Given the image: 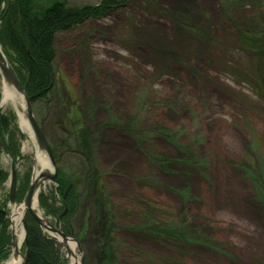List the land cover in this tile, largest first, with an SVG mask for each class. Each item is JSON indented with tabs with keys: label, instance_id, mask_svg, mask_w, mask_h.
<instances>
[{
	"label": "rangeland",
	"instance_id": "rangeland-1",
	"mask_svg": "<svg viewBox=\"0 0 264 264\" xmlns=\"http://www.w3.org/2000/svg\"><path fill=\"white\" fill-rule=\"evenodd\" d=\"M58 1L79 8L103 0ZM259 24L264 0H128L57 35L54 92L35 118L58 171L100 183V209L83 197V180L78 186L69 237L80 261L98 264L109 240L115 264H264V43L251 52L240 36ZM2 80L0 114L13 117L20 152L15 162L0 158V209L12 221L15 208L25 209L40 147L15 106L2 104ZM83 133L90 161L76 149L74 135ZM13 165L17 190L26 191L11 203ZM57 187L45 181L34 201L53 226L39 198L61 208ZM149 227L176 230L165 239ZM19 251L23 258L24 242ZM15 258L11 248L0 263Z\"/></svg>",
	"mask_w": 264,
	"mask_h": 264
},
{
	"label": "trees",
	"instance_id": "trees-1",
	"mask_svg": "<svg viewBox=\"0 0 264 264\" xmlns=\"http://www.w3.org/2000/svg\"><path fill=\"white\" fill-rule=\"evenodd\" d=\"M128 0H103L96 6L70 7L58 0H0V45L4 54L12 63L26 96L30 100L34 114L41 103L48 101L54 92L55 76L54 62L57 57L55 40L60 33H69L84 26L90 21L106 18L111 12L122 8ZM244 47L251 52H263L264 25L259 24L257 28L252 27L240 34ZM42 127V126H41ZM43 129V128H42ZM11 116L0 114V139L3 147H0V158L3 153L8 154L15 160L19 157V139ZM45 133V131H44ZM46 135V133H45ZM76 149L89 161L90 140L85 133L76 134ZM52 149V148H51ZM52 154L57 160L54 149ZM79 175V174H78ZM77 175H75L76 177ZM75 177L64 176L59 170L55 183L57 191L62 198V207L54 204H46L45 196H40L41 207L47 217L55 218L60 222L61 230L67 236H72L71 219L75 215L80 203L78 186L85 183L84 195L92 196L99 209L104 207L103 194L100 183L93 180L94 176L85 173L77 176L79 181L73 183ZM7 175L0 167V187L6 182ZM78 183V184H77ZM28 186V178L26 180ZM69 193L65 196L66 191ZM26 188L17 190L16 201L21 202L25 196ZM79 199V201H78ZM24 229L26 241L24 244V255L26 264H61L63 258L59 245L51 237L47 236L40 224L28 213L24 218ZM10 221L8 213L0 209V261L9 255L11 246V234L8 228ZM154 235L167 238L172 231L164 228H146ZM79 241V240H78ZM80 242V241H79ZM81 243V242H80ZM106 256L98 264H115L112 257V242L107 240ZM84 264H90L85 261Z\"/></svg>",
	"mask_w": 264,
	"mask_h": 264
},
{
	"label": "water",
	"instance_id": "water-1",
	"mask_svg": "<svg viewBox=\"0 0 264 264\" xmlns=\"http://www.w3.org/2000/svg\"><path fill=\"white\" fill-rule=\"evenodd\" d=\"M6 2H7V7H8L9 6V0H6ZM0 74H1L2 78H4L7 82L11 83L14 86L16 92H18L24 96L26 115H27L30 131L33 133L40 149L45 151V153L48 155V158H49L50 163L52 165L53 174L41 173L40 174V180H42V181H54L57 178L58 170L56 167L55 159H54L53 154L51 152L50 145L46 139V136H45L41 126L39 125V123L35 119L32 104H31L30 100L28 99V97L26 96L24 87L20 83L19 78L16 75L13 68L8 64L1 48H0ZM0 147H3L1 140H0ZM38 189H39V184L35 183L34 177H33L31 185H30L28 193H27V196L25 198V202H24L25 211H26L25 213L26 214L29 213L40 224L41 228L44 229L45 231L49 232L55 240H58V237H61L64 242H67L69 240V238L61 231L58 222H56L55 226L51 225L48 222H47V225H44L41 222L38 214L34 211L33 204H34V200L36 198ZM69 190H70V188L66 192V195L69 192ZM15 194H16V170H15V167H13L12 188H11V198H10L11 202H15ZM12 244H13V248L15 251V256L17 257L19 255V248L17 245V240H16V236H15L14 232L12 233ZM22 264H26V258L25 257H23ZM80 264H84L83 258L81 259Z\"/></svg>",
	"mask_w": 264,
	"mask_h": 264
},
{
	"label": "bare ground",
	"instance_id": "bare-ground-1",
	"mask_svg": "<svg viewBox=\"0 0 264 264\" xmlns=\"http://www.w3.org/2000/svg\"><path fill=\"white\" fill-rule=\"evenodd\" d=\"M8 103H11L15 106L19 120H20V126L23 130L27 129L30 131L28 119L26 115V107H25V100L24 96L18 92H16L14 86L7 82L4 78L2 80V104L6 105ZM48 155L45 153V151H42L40 148H38L36 155H35V162H36V168H35V174H34V181L35 183L39 184V187L45 183V181L40 180V174L44 171H50L52 166L49 163ZM23 210L15 208L14 214L12 217V225L14 233L17 236V245L18 248L21 247L22 243L24 242L25 238V231L22 227V219H23ZM34 210H37L34 206ZM38 216L41 220V222L44 225H47V221L44 219L43 214L39 211ZM9 214V213H8ZM58 240L60 243L64 246L65 250L67 251L68 259H70L71 264H80L79 257L77 256V247L75 242H73L71 239H69L67 242H64L61 237H58ZM13 248V244L11 243L10 249ZM14 250V248H13ZM22 258L19 256L15 259H12L8 264H21ZM61 264H64V260H62Z\"/></svg>",
	"mask_w": 264,
	"mask_h": 264
}]
</instances>
